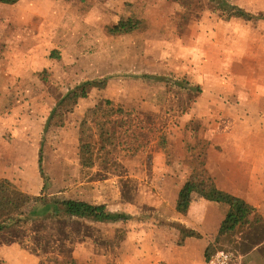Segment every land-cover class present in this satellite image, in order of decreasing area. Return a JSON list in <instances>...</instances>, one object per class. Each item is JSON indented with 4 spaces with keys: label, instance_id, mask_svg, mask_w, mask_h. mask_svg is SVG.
I'll return each instance as SVG.
<instances>
[{
    "label": "rangeland",
    "instance_id": "374dc122",
    "mask_svg": "<svg viewBox=\"0 0 264 264\" xmlns=\"http://www.w3.org/2000/svg\"><path fill=\"white\" fill-rule=\"evenodd\" d=\"M226 1L255 19L227 22L205 0L191 9L175 0L0 4V179L28 196L105 206L106 212L125 218L65 227L72 236L66 243L70 256L78 254L84 264H119L129 222L138 226L156 221L163 228L169 224L171 189L152 184L180 182L205 164L209 135H216L213 123L221 126L219 136L228 134L230 125L237 131L236 110H229L227 120L219 117L207 125V116L204 120L196 106L204 87L264 86V0ZM127 19L146 23V29L129 35L109 32ZM208 71L234 81L198 83ZM94 81L106 85L91 89L65 116L63 126L46 130L58 103ZM103 100L133 111L135 122L144 127L141 138L148 142L137 153L130 146L118 149L121 165L109 173L92 166L79 141L86 114ZM149 124L156 125L155 135L148 134ZM34 207L42 212L44 206L31 203L23 214L29 216ZM45 219L1 232L0 245L18 241L31 252L36 249L31 230L42 225L53 233L55 225ZM254 236L253 230L243 232L234 243L223 240L215 251L228 252L231 264H237Z\"/></svg>",
    "mask_w": 264,
    "mask_h": 264
},
{
    "label": "crops",
    "instance_id": "0c3cea01",
    "mask_svg": "<svg viewBox=\"0 0 264 264\" xmlns=\"http://www.w3.org/2000/svg\"><path fill=\"white\" fill-rule=\"evenodd\" d=\"M215 73L208 71L205 80L197 82L209 84L213 80L222 84L226 76L221 79L222 75ZM233 81L224 80L227 84ZM196 106L203 110L204 120L207 116V125L219 117L227 120L229 110H236V132L229 124L230 132L219 136L220 124L211 126L216 135H209L211 145L206 152L205 168L219 190L252 205L264 219V86L247 83V87H241L233 83L225 87H204ZM189 178L152 184L171 189V212L165 220L169 224L163 228L156 221L138 226L129 222L121 243L119 264H207V250L215 245L223 227L231 220L232 211L226 204L208 202L193 195L187 214L179 213L177 200ZM166 201L163 198V203ZM183 228L195 235L185 234ZM78 256L74 255L84 264ZM239 260L237 264H264V240L252 244ZM0 264H41V258L12 243L0 245Z\"/></svg>",
    "mask_w": 264,
    "mask_h": 264
},
{
    "label": "trees",
    "instance_id": "16d2710c",
    "mask_svg": "<svg viewBox=\"0 0 264 264\" xmlns=\"http://www.w3.org/2000/svg\"><path fill=\"white\" fill-rule=\"evenodd\" d=\"M21 1L0 0V4L15 6ZM175 1L180 2V5L186 9L195 8L204 2V0H196V3L185 0ZM205 1L213 7L215 12H220L227 22L233 18L248 21L255 19L251 13L232 6L226 0ZM260 20H264V16H260ZM140 28L146 29V23L127 19L109 29V32L113 35H129ZM105 85V81L87 82L69 92L53 110L46 130L53 126H63L65 116L75 110L80 100L89 97L91 89H103ZM134 118L138 119V116L133 111L125 109L123 106H117L109 100L101 101L98 106L88 111L80 126L79 141L93 167L99 165L105 173L116 172L121 165L118 160V149L130 146L131 149H134V153H137L147 147L148 142L143 141L142 135H140L144 131V127L138 125ZM155 126V124H149L148 134H156ZM200 166L193 171L179 194L178 212L187 214L193 195L208 202L226 204L232 211L231 220L223 227L215 245L207 250V261L217 252L215 247L223 240L234 243L233 238L243 235V232L253 230L255 236L249 238V242L252 244L259 240L263 241L264 219L258 214L257 209L245 201L219 190L206 170L205 164ZM31 203L43 205V210L36 212L37 208L34 207L30 215L25 216L23 209ZM38 217L46 218V221L55 225L53 233L45 232L42 225L30 231L34 236L36 246V249L31 252L41 258V264H81L74 256L68 254L66 243L71 240L72 236L65 227L69 228L77 221L118 223L124 218L123 215L106 212L105 206H95L75 200L52 203L46 198L28 196L19 192L9 181L0 179V233L10 229L13 232L18 231L19 228L24 229L29 223H36L33 219ZM183 232L191 236L195 235L184 228ZM13 243H18L24 249L30 250L23 243L18 241ZM59 244L61 246H58ZM55 246L57 249H54ZM53 250L54 252H52Z\"/></svg>",
    "mask_w": 264,
    "mask_h": 264
},
{
    "label": "built area",
    "instance_id": "2783aa9c",
    "mask_svg": "<svg viewBox=\"0 0 264 264\" xmlns=\"http://www.w3.org/2000/svg\"><path fill=\"white\" fill-rule=\"evenodd\" d=\"M232 256L225 251H217L208 260L207 264H231Z\"/></svg>",
    "mask_w": 264,
    "mask_h": 264
}]
</instances>
